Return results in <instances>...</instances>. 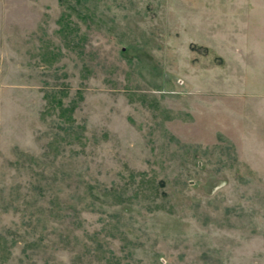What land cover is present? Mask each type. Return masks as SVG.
<instances>
[{"label": "rangeland", "instance_id": "1", "mask_svg": "<svg viewBox=\"0 0 264 264\" xmlns=\"http://www.w3.org/2000/svg\"><path fill=\"white\" fill-rule=\"evenodd\" d=\"M232 2L0 0V264H264Z\"/></svg>", "mask_w": 264, "mask_h": 264}, {"label": "crops", "instance_id": "2", "mask_svg": "<svg viewBox=\"0 0 264 264\" xmlns=\"http://www.w3.org/2000/svg\"><path fill=\"white\" fill-rule=\"evenodd\" d=\"M232 1L236 8L231 54L236 68L232 70V91L246 93L236 115L238 119L248 118V132L254 128L264 131V0H252V6L245 4V0ZM240 84L242 86L237 87ZM237 98L244 99L239 94ZM242 120L244 118L238 120V124Z\"/></svg>", "mask_w": 264, "mask_h": 264}]
</instances>
